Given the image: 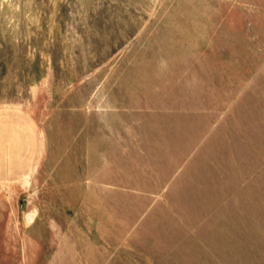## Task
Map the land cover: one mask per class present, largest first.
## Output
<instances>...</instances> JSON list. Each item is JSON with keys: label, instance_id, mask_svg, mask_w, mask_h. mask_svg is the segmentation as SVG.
I'll list each match as a JSON object with an SVG mask.
<instances>
[{"label": "rangeland", "instance_id": "374dc122", "mask_svg": "<svg viewBox=\"0 0 264 264\" xmlns=\"http://www.w3.org/2000/svg\"><path fill=\"white\" fill-rule=\"evenodd\" d=\"M0 264H264V0H0Z\"/></svg>", "mask_w": 264, "mask_h": 264}]
</instances>
